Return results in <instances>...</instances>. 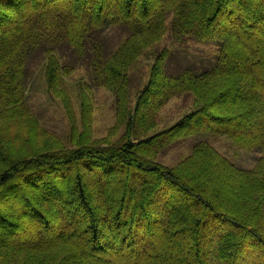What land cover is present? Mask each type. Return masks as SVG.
Instances as JSON below:
<instances>
[{
  "label": "trees",
  "instance_id": "trees-1",
  "mask_svg": "<svg viewBox=\"0 0 264 264\" xmlns=\"http://www.w3.org/2000/svg\"><path fill=\"white\" fill-rule=\"evenodd\" d=\"M168 15L175 39L191 36L198 42L218 43L210 68L195 71L188 66L164 72L168 54L159 51L153 55L146 84L133 94L130 73L143 45L167 33ZM113 27L127 35L109 48L99 35ZM1 28L5 31L0 34V201L15 203L16 209L0 203V264H21L32 253L41 257L43 249L53 248L63 251L59 264H262L264 194L252 199L242 214L227 213L217 206L221 195L210 190L215 189V181L209 178L212 167L202 172L203 181H196L187 171L177 174L153 156L168 146V138L179 129L195 135L208 130L232 138L245 151H260L254 168L237 169L235 180L254 193L264 190V93L258 99L257 86L262 84L264 89V0L261 4L252 0H0ZM64 45L74 55L61 63L58 50ZM236 51L241 57L234 62ZM37 53L44 60L46 92L54 99L59 94L70 101L65 78L86 61L92 81L107 86L115 111L124 120L122 146L93 150L82 143L62 145L54 157L49 153L31 159L26 158L29 151H12L11 144L22 136L21 128H27V134L43 132L26 101L28 67ZM158 83H166L164 93L156 92ZM83 87L78 83L76 89L81 107L86 108ZM244 91L246 99L241 100L252 103L253 118L247 119L253 127L248 128L240 114L224 109L231 100H222ZM183 93L194 95V108L177 126L137 139L149 131L154 116L150 105L141 109L145 100L151 99L156 108ZM46 137L51 141V136ZM208 147L205 140L192 145L193 152L223 157ZM98 180L104 190L102 197L93 200L90 193L96 197L100 192L95 188ZM238 185H229L232 195L238 193ZM32 188L39 189L40 202ZM179 196L193 197L199 209L179 208ZM232 230L237 234H227ZM169 235L181 243L166 244L163 238ZM167 249L177 253L183 249L184 255L170 259L164 254Z\"/></svg>",
  "mask_w": 264,
  "mask_h": 264
},
{
  "label": "rangeland",
  "instance_id": "rangeland-1",
  "mask_svg": "<svg viewBox=\"0 0 264 264\" xmlns=\"http://www.w3.org/2000/svg\"><path fill=\"white\" fill-rule=\"evenodd\" d=\"M252 2L261 4L262 0H252ZM12 19H15V15ZM171 20L172 16L168 15L165 21V26L166 28L168 27V30L163 37H152L149 42L143 45V52L137 58V64L130 73V86L133 94L136 93L138 87L146 84L150 66L154 59L153 55L159 51L167 50L168 54L164 65V72H171L172 70L178 72V70H180L178 68H185L188 66L192 67L195 71L203 70L206 67L210 68L214 56L213 53L218 43L216 41L214 43L210 41L198 42L191 36H184L180 40H177L170 31ZM4 31L5 29L1 28L0 34ZM126 35V31L122 32V30H119L117 27H113L102 32L99 36L107 40L109 48H114ZM58 55L61 63H64L65 60L71 59L74 53L70 47L64 45L59 47ZM239 56L241 57V54L239 51H236L233 58L234 62L239 60ZM43 61V56L37 53L30 62L26 93L27 106L38 118L43 132L40 136L36 132L33 133L32 130L27 134V128H21L22 136L11 144L10 147L12 151H23L25 153L29 151L26 158L31 159L39 155L48 157L49 155L46 154L49 153H52L54 157V155L57 154L56 152L63 148L62 145L70 147L82 143L85 148L93 150L101 146L117 147L121 145L125 140L124 120L121 119L115 111L114 97L108 91L107 86L98 87L92 81L86 61H83L85 64H82L83 66L77 65L72 73L65 78L66 85L71 95L70 101L63 100L59 94H56L55 99L47 94L42 67ZM174 69H177V71ZM238 71L240 70L238 69ZM78 83L84 86L83 91L84 94H86L85 97L88 102V107L86 108L81 107L79 101L80 98L78 96V90L76 89ZM258 84L257 86L260 88L258 99H263L264 89H261L262 84ZM167 88L166 83H158L156 92L160 94L163 92V89ZM133 94L132 98L134 97ZM246 95L247 92H233L222 98V100H231L229 103L225 104L224 109L228 112L230 111V113L240 114L241 118L243 117L245 120L243 126L248 128L253 127L251 121L247 119L250 118L252 120L253 114L251 108L252 103L247 102V100H241V98L246 99ZM89 100H92V105ZM194 100L195 97L193 94H178L171 96L162 105L156 108L153 107L154 104L151 99L145 100L143 105H141V109L143 110L145 104L146 106L150 105L151 111L154 112V116L150 120L149 131L146 134H142L137 139L151 135L155 131L160 132L164 129L171 128L174 124L177 126V123L194 108ZM203 129L205 130L204 126ZM206 131L208 132V130ZM206 131L195 135L193 132L184 131L183 129L177 130L175 136L168 138V142H170L168 146L161 148L154 154L153 158L157 160V163L166 166V168L177 174L179 171H182V169L187 171L186 174L192 176L191 180L197 178L198 180L196 181H203L202 172L209 166L212 167L209 172L211 175L209 178L215 181V189L209 188L213 191L212 194L219 193L221 195V199L217 200V206L227 213L236 216L240 215L251 207L250 205L253 203L252 199H255L257 196L261 197V195L264 194V190H259L254 193L252 192V188L244 183L243 188L240 186L241 184L238 185L237 180H235V174L239 173L237 169L251 170L254 168L261 153L257 149L245 151V149L237 146L238 144L236 145L232 138L230 140L227 136L210 134L206 133ZM46 136H51V141ZM198 140H205L207 145L214 148L216 153L218 155L220 154L219 156H223L226 160H221L223 157L221 159L218 157H207L206 153L202 150L193 152L192 145ZM211 148L209 149L211 150ZM238 176L239 175H237V177ZM107 178L111 180L113 177ZM53 180H56V176L54 175ZM97 182L98 184L95 188L99 189L100 192L98 191L99 194H97L96 197L93 196L94 193H90L93 200L97 197H102L101 191L104 190L102 189L101 182L99 180ZM64 183L65 181L63 180L62 184ZM233 183L238 185V193L236 195H232L228 190L229 185L231 186ZM40 185H42L41 182L39 183V186ZM235 187L236 186H234V188ZM32 190L36 198H38V202H40L39 189L32 188ZM105 192L109 191L106 190ZM179 197H181L179 208H187L194 211L199 209V204L195 203L193 197ZM0 203L11 210L16 209L15 203H5L3 200L2 202L0 201ZM262 207H264V204ZM262 215H264V213H262ZM250 223L251 225L253 224L252 221ZM224 225L226 224L224 223ZM252 226L254 228L255 225L253 224ZM29 229L31 230L32 227ZM27 233H29L28 228L22 235L26 237ZM228 233L233 236L237 234V230H232L231 232H227V234ZM9 238L10 237H5L4 240H8ZM16 238L17 236L14 237V239ZM163 239L166 244H172L175 240H180V238L171 235ZM82 240V238H79L80 243L83 242ZM179 242L181 243V240ZM73 248H75V251L79 249L77 247ZM53 249L48 251H44L43 249L41 255L39 253L41 257H35V253H32L29 257L23 259L21 264H26V262L29 264H59L63 251ZM260 250L264 251L263 248ZM69 251L75 252L74 249L73 251L69 249ZM173 251L174 249H167L164 254L170 259H176L178 256L184 255L183 249L179 253ZM47 253H49V255ZM90 257V260L95 258L93 256ZM262 257L263 261L261 262L264 264V256ZM69 260L71 261L72 259ZM60 264L68 263L63 261Z\"/></svg>",
  "mask_w": 264,
  "mask_h": 264
},
{
  "label": "bare ground",
  "instance_id": "bare-ground-1",
  "mask_svg": "<svg viewBox=\"0 0 264 264\" xmlns=\"http://www.w3.org/2000/svg\"><path fill=\"white\" fill-rule=\"evenodd\" d=\"M92 8V7H91ZM247 114V113H246Z\"/></svg>",
  "mask_w": 264,
  "mask_h": 264
}]
</instances>
